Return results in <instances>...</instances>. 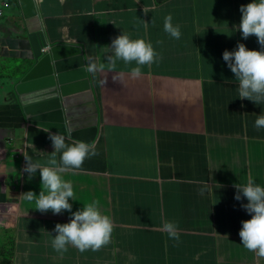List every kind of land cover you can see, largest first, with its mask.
<instances>
[{"label":"crops","instance_id":"0c3cea01","mask_svg":"<svg viewBox=\"0 0 264 264\" xmlns=\"http://www.w3.org/2000/svg\"><path fill=\"white\" fill-rule=\"evenodd\" d=\"M2 1L9 6L0 20V64L30 68L33 52L18 0ZM33 1L51 44L78 45L87 61L103 66L92 73L99 155L62 178L73 185L72 212L98 201L113 231L96 251L53 249L55 225L70 222L71 213L36 211L22 194L39 195V171L29 180L23 169L25 156L46 165L55 151L48 134L60 132L28 121L3 91L0 204L18 205V216L14 227L0 228V264H264L241 243V222L251 216L241 207L246 198H234V185L246 184L249 175L264 187V128L254 126L264 103L240 99L222 58L244 40L234 26L240 7L252 0ZM168 15L180 26L179 39L164 31ZM122 33L150 42L162 57L141 66L138 79L130 75L135 61L117 60L115 68L107 61ZM249 38L246 48L261 50ZM164 219L178 226L179 242L160 231Z\"/></svg>","mask_w":264,"mask_h":264},{"label":"clouds","instance_id":"9594fccd","mask_svg":"<svg viewBox=\"0 0 264 264\" xmlns=\"http://www.w3.org/2000/svg\"><path fill=\"white\" fill-rule=\"evenodd\" d=\"M239 11L242 14L241 20L238 26H234V30L241 32L245 40L255 36L261 50H249L243 43H238L234 51L225 50L222 58L238 81L240 99L260 104L264 103V0H252L251 3L242 5ZM172 19L171 15L165 17L164 31L170 37L179 39L180 26L174 25ZM147 26L148 24L144 23V27ZM45 48L49 50L50 45ZM109 48L112 55L107 57V61L112 68H115L117 60H123L125 63L136 62L137 67L132 68L130 72L133 79L141 77V66L151 65L162 59L150 42L144 39H131L124 33L114 38ZM82 67L86 73L95 74L103 70V66L98 65L91 57ZM106 83L107 80L102 81V84ZM254 126L257 129L264 128V113L257 116ZM68 135L70 136V132ZM48 138L55 151L47 160V166L38 161L33 162L30 157H24L26 166L23 171L28 174L29 180L39 171L41 191L39 195L28 191L22 196L30 202L34 201L36 211L41 213L49 210L56 215L64 211L71 213L70 222L57 223L53 230L56 235L51 244L56 252L61 254L67 252L69 245L80 252L89 249L99 250L110 242L113 231L112 219L101 213L98 201L72 212L69 200L74 199L73 185L71 181L62 178V174L80 169L85 159L99 155L96 144L74 140L69 145L65 142V135L60 133L49 132ZM56 153H61L59 163ZM234 187L235 200L241 201L242 197L246 198L247 203L241 207L251 216V219L241 222L242 227L239 231L241 243L248 251L254 252L257 258H264V187L256 184L251 175L246 184H235ZM160 231L166 232L169 238L179 242L180 232L174 222L162 220Z\"/></svg>","mask_w":264,"mask_h":264},{"label":"water","instance_id":"95a60500","mask_svg":"<svg viewBox=\"0 0 264 264\" xmlns=\"http://www.w3.org/2000/svg\"><path fill=\"white\" fill-rule=\"evenodd\" d=\"M27 26L34 64L25 67L24 74L8 94L14 98L31 123L68 134L73 140L93 143L100 125L95 102L92 74L83 71L87 62L78 45L51 44L42 30L37 4L33 0H18ZM50 45L43 53L42 49ZM16 204H0V228L14 227L18 215Z\"/></svg>","mask_w":264,"mask_h":264},{"label":"trees","instance_id":"16d2710c","mask_svg":"<svg viewBox=\"0 0 264 264\" xmlns=\"http://www.w3.org/2000/svg\"><path fill=\"white\" fill-rule=\"evenodd\" d=\"M3 65L4 67H3L2 77L5 79L3 85V91H6L8 96L9 92L12 90L16 81L24 74L26 69L22 63H17L15 61H13V63L12 62H8L5 64L3 63ZM4 98L8 100V97H4Z\"/></svg>","mask_w":264,"mask_h":264},{"label":"rangeland","instance_id":"374dc122","mask_svg":"<svg viewBox=\"0 0 264 264\" xmlns=\"http://www.w3.org/2000/svg\"><path fill=\"white\" fill-rule=\"evenodd\" d=\"M4 22H7V20H4ZM19 26H20V24H19ZM251 38H248V39H244V40H240V41H238L237 42V44L238 43H243L244 45H245V43H246V41H248V40H250ZM236 49V46H235V43H233V47L231 48V49H229V50H227V51H234ZM203 54H208V56H210L209 55V53L208 52H205V51H202V55ZM18 62H20V61H18ZM3 67H4V65L3 64H0V77H1V74L3 73ZM225 68H227L226 70L228 71V72H230V74L232 73L231 72V70L228 68V67H225ZM92 74V73H91ZM92 81H93V77H92V79H91ZM3 83V84H2ZM3 85H4V82L2 81V82H0V94H2L3 93ZM7 96V93L5 94V97ZM9 102H13L14 101V98H12V99H9L8 100Z\"/></svg>","mask_w":264,"mask_h":264},{"label":"built area","instance_id":"2783aa9c","mask_svg":"<svg viewBox=\"0 0 264 264\" xmlns=\"http://www.w3.org/2000/svg\"><path fill=\"white\" fill-rule=\"evenodd\" d=\"M7 8H8V3L0 0V20H2L6 16V14H7L6 9ZM47 50H48V48H44L42 51L46 52Z\"/></svg>","mask_w":264,"mask_h":264}]
</instances>
